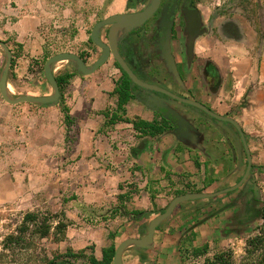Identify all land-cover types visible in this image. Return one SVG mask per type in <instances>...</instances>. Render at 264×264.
Wrapping results in <instances>:
<instances>
[{
    "label": "crops",
    "instance_id": "1",
    "mask_svg": "<svg viewBox=\"0 0 264 264\" xmlns=\"http://www.w3.org/2000/svg\"><path fill=\"white\" fill-rule=\"evenodd\" d=\"M128 2L90 0L88 5L95 8L88 9L89 14L82 18L79 37L89 41L96 24L94 21L90 26V22L96 17L102 20L125 13ZM43 21L41 15L28 13L5 24L4 37L0 38L13 52L7 81L11 95L53 93L44 66L55 53L49 48ZM199 21L197 27L204 24V20ZM206 35L209 34L202 29L188 39L189 70L175 63L179 79L171 71L170 63L168 70L179 85L178 92L238 121L252 154L258 194L263 195L264 47L255 53L251 44L244 48L226 45L223 53H210L211 46H202L200 41ZM193 38V50L189 52ZM101 53V48L94 45L93 52L83 59L91 66ZM203 57L206 59L202 62ZM112 58L90 75L78 73L74 66L69 68L66 72L75 73L61 92L59 103L54 105L10 104L0 95V205L35 212L53 203L63 208L62 201L67 204L70 200L72 204L65 212L71 213L68 208L74 207L70 217L76 222L67 226L65 237L58 244L73 252L90 247L99 261L105 250L117 248L126 238L141 237L144 225L154 217L139 218L135 213L161 211L182 191L214 192L230 187L241 180L247 167V159L240 164L237 150L221 126L184 104L176 106L188 112L182 115L178 111L188 123L187 132H178L175 125L171 126L136 96L126 106V117L157 122L163 132H142L132 123H108L104 113L118 111L114 91L122 79ZM5 60L6 51L0 46L1 74ZM196 60L197 64L193 62ZM207 63H211V69ZM156 100L166 102L157 97ZM64 105L69 107V124L65 121ZM244 192L246 202L256 198L251 192ZM232 198L233 194L178 205L171 224L187 227L191 221L190 230L174 232L168 225L161 227L152 248L128 247L123 254L124 264H202L205 257L229 247L236 260H240L245 253V234H226L230 227L226 219L231 217L233 207L229 204L220 209ZM260 201L264 202L261 196ZM215 210L220 214L206 216ZM193 213L194 217L187 216ZM196 216L200 218L196 220ZM202 246L208 247L207 256H193L192 249Z\"/></svg>",
    "mask_w": 264,
    "mask_h": 264
},
{
    "label": "rangeland",
    "instance_id": "2",
    "mask_svg": "<svg viewBox=\"0 0 264 264\" xmlns=\"http://www.w3.org/2000/svg\"><path fill=\"white\" fill-rule=\"evenodd\" d=\"M195 1L202 13L205 31L209 34L200 41H203L202 46L208 44L211 46L210 53H212L211 51L213 53L216 51L217 53H223V50L227 47L226 45L228 47L244 48L251 44L252 50L255 53H259L258 51L264 47V0ZM89 2L90 0H0V37H4V32L6 31L5 24L14 20L18 15L37 13L44 19L43 31H45L46 37L49 39V48L53 53L74 52L79 55L83 53V56H85L89 52H93L95 45L87 41L86 37L82 39L78 35V28L82 23V18H85L89 14L88 9L92 10V8H95L90 7L88 5ZM81 3L85 5L79 6ZM98 18L96 17L95 20L90 22V26L94 21L97 23L101 20ZM103 36L106 37V29L103 31ZM218 40L221 42L220 46L218 45ZM0 41L3 40L0 38ZM204 53L207 54L208 52L204 51ZM96 54L100 53L97 52ZM112 59L115 61L114 58ZM205 59L203 57L201 59L202 62ZM113 61L111 62L112 66H114ZM4 65L5 63L2 69ZM55 67V74L58 75L68 71L69 68H73V65L71 62L63 61L57 63ZM12 95L18 96V94ZM71 192L73 193V190ZM186 192L199 191L197 189H190V191ZM258 193H260L259 189ZM260 196L264 198V194ZM65 199L68 200L69 198ZM69 201H67V204L65 203L66 200L62 201L63 208H57L55 207V203H53L47 204L42 209L39 208L38 211L37 209L33 210L35 213H38L40 220L48 219L52 226L50 235L46 237H42L39 229L32 223L28 224L29 229L27 231L22 233L19 231L25 213L28 212L27 210L0 205V264H46L48 259L58 257H61L60 259L66 258L74 264H90L88 259L91 256L90 247L87 251L86 249H82L74 252L79 253L84 251L82 257L76 258L67 257V253L71 249L67 248L68 250H66V245L61 246L58 244L65 237V232H59L60 235L58 236V233H56L57 224L66 223L68 226L76 222L74 218L70 217L75 212L74 207L68 208L72 210L71 213L65 212V208L72 204ZM164 209L162 210L164 211ZM261 223L257 219L254 221L253 227ZM10 235L20 236V240L17 243L11 242V240H8ZM240 253L242 255V252ZM245 256L246 253H244L243 257ZM243 257L237 260L238 264L243 262ZM250 260L248 259L247 263Z\"/></svg>",
    "mask_w": 264,
    "mask_h": 264
},
{
    "label": "water",
    "instance_id": "3",
    "mask_svg": "<svg viewBox=\"0 0 264 264\" xmlns=\"http://www.w3.org/2000/svg\"><path fill=\"white\" fill-rule=\"evenodd\" d=\"M160 3L161 0H150V3L143 10L136 12H125V13L114 14L105 19L99 20L94 25L91 31V40L96 46L101 48L102 53L91 66L87 65L85 60L79 54L74 52H62L51 56L46 61L44 66L45 76L53 87V93L50 95L13 96L9 93L7 88V81H8L11 65L13 62V52L11 51V49L9 48L6 42L0 41V46L3 47L6 51V62L0 77V93L3 99L10 104H19L24 102L36 103L39 105L57 104L59 103L62 95L60 85L54 73V66L57 63L63 61L71 62L78 73L83 75H90L95 73L102 65H104L111 57H113L116 60V62L120 65V67L128 74L133 84H137L140 87L152 90L153 94H155V96L159 100L167 101L168 98L166 96H169L170 98L176 101H180L184 105L197 107L198 109L202 110L205 114L209 115L210 120L216 119L218 121V124L227 132H229L230 135L235 140L240 164L244 162L243 155H244V151L246 152L247 160H248L247 169L244 176L237 184L214 192H187L175 196L170 201V203L164 209L163 212L157 214L154 218L150 220L148 225L145 227L144 235H142L141 237H129L120 243V245L115 250L113 264H124L123 254L128 247H135L137 249H142V250H148L152 248L155 243V234L157 228L172 216L173 212L175 211L178 205L184 202L198 200V199L219 197L221 195L237 190L244 184H246L244 191H248V192L250 187L254 186V194L256 195L255 199L257 200L260 199V195L258 194L257 183L255 179H253L252 154L250 152L246 136L238 121L229 115H222L215 112L213 109L209 108L207 105L199 101L179 96L168 89L140 80L132 71V69L129 67L127 62L121 56L118 49V40L120 35L125 32H129L132 29L137 28L142 24H144L155 13ZM199 24L200 21L198 22V25ZM105 29L106 30L108 29L106 40L103 37V31ZM193 46H194V38L191 39L189 43L188 46L189 52L193 50ZM169 63H170V69L173 72L174 76L177 79H179V73L177 71V67L173 58L171 57L169 58ZM159 93L164 94L165 96H161ZM136 97L141 98L137 95ZM145 103L147 106L153 108L155 111H159V108L153 107L148 102ZM162 107L164 108L163 105ZM174 117L177 120L176 124H174L176 126V130H178V132L181 130L185 131L188 126L186 120L178 113L174 114ZM235 130L237 131V133L234 132ZM262 171H264V168L262 169ZM254 194L252 193V196H254Z\"/></svg>",
    "mask_w": 264,
    "mask_h": 264
},
{
    "label": "flooded vegetation",
    "instance_id": "4",
    "mask_svg": "<svg viewBox=\"0 0 264 264\" xmlns=\"http://www.w3.org/2000/svg\"><path fill=\"white\" fill-rule=\"evenodd\" d=\"M129 3H131V5L127 6L126 12H136L143 10L150 3V0H129ZM200 19L203 21L199 5L195 0H161L158 9L149 20L126 35L119 37V52L140 80L168 89L179 96L195 100L191 97H186L182 92L176 90L179 85L174 80L173 74L169 72L167 64L171 57L179 68L182 66L189 70L190 62L186 55V44L193 34L198 33L202 29L205 30V25L203 23L200 27H197L198 20ZM107 31L108 29L106 30V35ZM193 62L197 64L198 61L196 60ZM206 65L211 69V63H207ZM122 70L121 77L123 78L124 70ZM169 82L172 83V85H169ZM131 87L134 96L137 95L141 97L144 102H148L153 107L159 108L157 113L161 115L163 119L167 120V122L171 123V126H174L177 121L174 114L181 113L184 115V113H188L184 109L178 108V106L183 104L180 101L166 96L168 100L159 103L152 90L133 83H131ZM159 94L165 96L164 94ZM176 104H178V106H176ZM186 107L195 110L196 113L206 118H210L209 115L195 106L186 105ZM178 111H180V113ZM213 122L218 123L216 119H213ZM220 128L231 139L237 150L236 142L230 133L222 127ZM234 132L237 133L236 130ZM245 153L243 155L244 161L247 158V154L245 155ZM245 185L246 184L233 191L232 201L228 203V205H232L234 210L228 223H237L236 226H230L232 228H245L251 224V220L254 217L258 216V209L260 207L259 201L253 198L248 202L244 200Z\"/></svg>",
    "mask_w": 264,
    "mask_h": 264
},
{
    "label": "trees",
    "instance_id": "5",
    "mask_svg": "<svg viewBox=\"0 0 264 264\" xmlns=\"http://www.w3.org/2000/svg\"><path fill=\"white\" fill-rule=\"evenodd\" d=\"M128 5L130 6L131 3L128 2ZM90 43L93 44L91 38H90ZM81 57L83 58V54L81 55ZM13 65V63H12ZM116 65L118 66L119 69L122 70V68L120 67V65L116 62ZM123 71V70H122ZM75 72H64V73H60L58 75H56L57 81L60 85V89L61 92L63 91V89L65 88L66 84L69 82V80L72 78V76L74 75ZM124 73V77L117 83V86L115 88L114 93L117 94L118 96V111H106L104 114L105 116L108 118V123L110 124H114L117 122H125V123H132L134 128L136 130H140L142 132H147L148 130H150L151 133L156 134V133H160L164 131V128L161 126H158L157 122H153V123H148L145 121H141V120H132L128 117H126V113H127V104L129 102V100L131 98L134 97L133 93H132V87H131V83L132 81L129 79V77L127 76V74L123 71ZM63 111L65 114V121L66 123H70V115H69V107H67L66 105L63 106ZM121 112V113H120ZM245 153V151H244ZM246 155V153H245ZM247 159V158H246ZM249 192L254 194V186H251L249 189ZM187 193L185 191L179 192L177 195L180 194H184ZM233 194V192L224 194L222 196L224 197H231ZM221 197V196H220ZM254 197H256V195L254 194ZM217 198V197H215ZM219 198V197H218ZM213 199V198H211ZM257 200V199H255ZM259 201L260 207L258 209V216L254 217L251 220V224L245 228H232L229 227L227 228L225 231L226 234H245L246 237V247H245V253L246 256L243 257V262L241 264H264V202L262 203L260 200ZM225 207H228V204H225L224 207H221L220 209L223 210ZM219 209V210H220ZM232 209V207H231ZM219 210H215V211H211L208 212L206 216H216L219 215L220 213H218ZM163 212V210L161 211H140L135 213L139 218H147V217H151V216H155L157 213ZM234 210L232 209L231 212V216L233 214ZM188 217H194V213L193 214H188ZM174 217V214H172V216L165 221L164 223H162L157 230H159L161 227L168 225L170 226L174 232H181L184 228L185 231H189L190 230V225H191V221H189L187 223V227H183L181 225H177L176 223H174L173 225L171 224L172 219ZM205 217V216H204ZM204 217H202L201 219H203ZM200 218L198 216H196V220ZM231 218V217H230ZM230 218L226 219V222L228 223V221L230 220ZM200 219V220H201ZM259 219L260 222H262L260 225L253 227V223L255 220ZM199 220V221H200ZM193 222V220H192ZM29 223L34 224L40 231V234L42 237H46L48 235H50L51 233V229L52 226L49 223L48 219L45 220H40L39 219V215L38 213L35 212H28L25 214L23 222H22V226L19 229V231L22 233L24 231H27L29 229ZM230 226L233 225H237V223H228ZM147 225H144L143 230L140 232L141 236L144 235L145 233V227ZM57 231L56 233L62 232L67 228V224L66 223H58L57 226ZM170 232V231H169ZM169 232H167L169 234ZM164 235V233H163ZM8 240H11V242L17 243L18 240H20V236H16V235H10L8 237ZM93 250V247H92ZM115 250L116 248L113 246L110 249H107L104 251V255H103V259L101 261L97 260L94 256V254H91V256L88 258L90 264H113V259H114V255H115ZM83 252H79V253H74L73 251L69 250L67 253V257H82L83 256ZM209 253V249L207 246H202V247H196L192 249V255L195 257H204L207 256V254ZM257 253H259V255H257ZM61 257L55 258V259H48L46 264H74L73 262H71L70 260L66 259V258H62ZM252 258V260H250ZM255 258V259H254ZM248 261L247 263V260ZM202 264H238L236 258H235V253L233 249H226L224 251H220V252H216L212 257L207 256L205 257V260Z\"/></svg>",
    "mask_w": 264,
    "mask_h": 264
},
{
    "label": "bare ground",
    "instance_id": "6",
    "mask_svg": "<svg viewBox=\"0 0 264 264\" xmlns=\"http://www.w3.org/2000/svg\"><path fill=\"white\" fill-rule=\"evenodd\" d=\"M9 84H10V83H9ZM10 85H11V84H10ZM10 85H9V86H10ZM11 87H12V86H11ZM9 89H10V88H9ZM11 89H12V88H11ZM10 91H11V90H10Z\"/></svg>",
    "mask_w": 264,
    "mask_h": 264
}]
</instances>
